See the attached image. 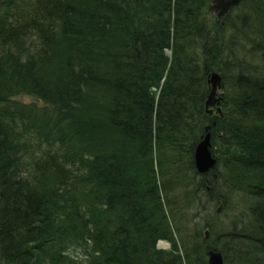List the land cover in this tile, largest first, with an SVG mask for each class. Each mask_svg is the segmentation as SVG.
Segmentation results:
<instances>
[{"label": "trees", "instance_id": "obj_1", "mask_svg": "<svg viewBox=\"0 0 264 264\" xmlns=\"http://www.w3.org/2000/svg\"><path fill=\"white\" fill-rule=\"evenodd\" d=\"M213 1L0 0V264H264V0Z\"/></svg>", "mask_w": 264, "mask_h": 264}, {"label": "water", "instance_id": "obj_2", "mask_svg": "<svg viewBox=\"0 0 264 264\" xmlns=\"http://www.w3.org/2000/svg\"><path fill=\"white\" fill-rule=\"evenodd\" d=\"M241 0H215L211 5L210 10L215 13L218 19L222 18L228 11L237 6ZM210 86V93L205 102V107L208 112H211L209 107H214L219 104V97L217 96V90L221 87V76L219 70L213 72L208 80ZM216 111L220 114L221 109L218 106ZM216 164L215 157L212 154L210 148V134L206 133L205 136L199 141L194 151V165L199 173L209 172ZM215 176V175H214ZM206 232V236H207ZM158 241L157 247L160 246ZM208 264H224L223 256L221 252L209 249L206 251Z\"/></svg>", "mask_w": 264, "mask_h": 264}, {"label": "rangeland", "instance_id": "obj_3", "mask_svg": "<svg viewBox=\"0 0 264 264\" xmlns=\"http://www.w3.org/2000/svg\"><path fill=\"white\" fill-rule=\"evenodd\" d=\"M215 13H213L210 9L207 10V18L209 20V22H213L214 19L217 17H215ZM220 88H218L217 90V96L220 95ZM19 99L25 101V102H31V101H35L39 106H42L43 105V101L40 100V99H37L33 96H30L28 94H22L19 96ZM211 107H209L210 109ZM211 110V109H210ZM225 205L221 202V201H217L214 205H213V209H216L218 212H220L222 215L223 213L225 212V209H224ZM210 211V210H209ZM223 216H221L220 218H222ZM185 220L187 221L188 219L185 218ZM190 227H188L189 229ZM221 243V242H220ZM219 243V244H220ZM160 246L158 248H161V249H167L169 248L170 244L169 242L165 241V240H161V243L159 242ZM162 244H165V245H162Z\"/></svg>", "mask_w": 264, "mask_h": 264}, {"label": "bare ground", "instance_id": "obj_4", "mask_svg": "<svg viewBox=\"0 0 264 264\" xmlns=\"http://www.w3.org/2000/svg\"><path fill=\"white\" fill-rule=\"evenodd\" d=\"M214 1H215V0H214ZM214 1H213V3H214ZM213 3H212V4H213ZM212 4H211V5H212ZM210 7H211V6H210ZM210 7H209V9H210ZM168 53H170V52H168ZM37 72H38V71H36V74H37ZM38 74H39V73H38ZM206 232L208 233L207 236H206ZM208 236H209V232H208V231H205V239H207ZM157 243H158V242H157ZM160 243H161V242H160ZM162 245H165V244H162ZM208 250H209V249H208ZM212 250H214V251H219V250H217V249H212ZM219 252H220V251H219ZM221 254H222V253H221ZM222 256H223V255H222Z\"/></svg>", "mask_w": 264, "mask_h": 264}]
</instances>
